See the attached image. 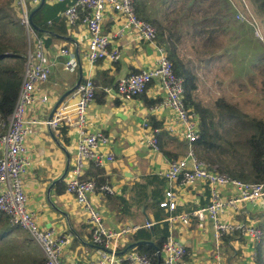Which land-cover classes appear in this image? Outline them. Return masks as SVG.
I'll return each instance as SVG.
<instances>
[{"label":"built area","instance_id":"obj_1","mask_svg":"<svg viewBox=\"0 0 264 264\" xmlns=\"http://www.w3.org/2000/svg\"><path fill=\"white\" fill-rule=\"evenodd\" d=\"M42 1L65 3L62 15L66 27L80 24L86 29L84 57L89 63L104 59L118 61L121 50L118 46H113L112 42L125 35L137 42L150 43L155 50V62L120 78L116 82V92L120 97L133 100L146 91L152 81H156L161 89L159 99L144 109L148 116L149 113L157 114L162 120L163 130L170 136L179 137L188 146L184 155L168 159L167 167L156 173L165 180L166 189L165 197L159 205L170 213L165 218L169 234L159 251L161 264L182 263L186 249L172 236L171 230L176 223L189 225L193 218L199 222L211 220L216 242L222 235L230 233H238L247 238L253 248L249 260L254 263V245L262 236L261 228L254 222L225 220L223 215L227 209L237 215L253 212L251 207L264 198V179L258 182L243 181L222 171L218 164L198 157L194 143L200 138L199 120L195 111L187 107L184 101L183 78L174 73L165 48L156 43L154 25L138 17L134 0H11V5L29 37L33 34L30 9ZM107 12L116 14L120 19L119 25L109 32L104 30ZM236 12L237 19L255 27L252 22L253 15L247 6H244V10L236 8ZM254 31L262 40L258 31ZM29 44L31 46L22 55L23 62L17 72L20 80L17 98L7 117V127L0 134V211L8 217L10 224L23 229L38 245L45 260L44 264H73L64 259V248L69 234L58 235L53 229L42 227L37 222L36 214L27 208L24 176L30 165L27 142L34 135L36 127L41 125L57 131L62 123L74 125L78 131L76 158L65 190L85 209L91 242L100 249L98 259L91 264H118L123 259L127 264H152L146 255L140 254L135 248H126L127 243L124 240L142 227L150 228L153 223H128L117 228L106 226L102 211L90 198L96 193L113 195L114 186L110 183L98 185L95 180L81 179L89 164L103 167L105 160L112 161L114 158L112 153H104L99 149L101 145L108 144V137L101 131L87 130V110L95 98L92 81L88 79L76 84L50 116L42 119L28 117L31 107L50 100L41 87L48 81L50 73L47 48L41 38L34 37ZM60 52L69 57L64 63V69L70 70L74 55L66 48H62ZM104 90L108 91L107 88ZM144 126L148 130L146 136L149 146L154 151H159L156 133L161 128L151 129L147 118ZM198 183L205 184L208 188L209 204L176 212L178 203L173 188L190 187ZM122 249H126V253L119 255Z\"/></svg>","mask_w":264,"mask_h":264},{"label":"crops","instance_id":"obj_2","mask_svg":"<svg viewBox=\"0 0 264 264\" xmlns=\"http://www.w3.org/2000/svg\"><path fill=\"white\" fill-rule=\"evenodd\" d=\"M232 1L238 4V8H241L240 4L242 5L244 2V0ZM46 5L56 8L57 11L52 17H62L64 19L62 12L65 8V3H46ZM42 6L37 5V8ZM211 9L208 10L211 11ZM249 9L254 16L253 10ZM52 12L50 9L49 11H42L41 17L46 14L51 16ZM52 17H49L46 23L47 26L53 24ZM189 20L191 21L192 18ZM119 23L120 19L116 14L107 12L104 30L106 32L112 31ZM259 24L256 19L253 34L256 36L254 30H257L262 37L261 41L264 43V35L259 28ZM53 26L58 32L52 33L41 30L37 34L32 31V37L27 34L29 43L32 42L34 37L43 40L50 62L48 81L41 86L42 91L49 95L50 100L45 104L31 107L28 110V117L42 119L45 116H50L55 104L62 95L68 93L79 82L90 79L95 87L96 94L105 93V98L104 102L100 103L97 101V96H95L90 103L87 110V130L101 131L109 139L108 144L101 145L99 149L104 153L113 154V160H105L103 168L111 177L110 184L114 186V194L116 195H119L124 187H130L136 181H139L144 175L154 174L158 176L156 174L157 171L167 167L168 159L185 154L188 148L186 142L179 137L170 136L168 133L163 136L162 143L166 151L168 152L169 150L171 154H164L160 149L159 151H154L147 142L146 134L148 130L144 126V122L148 114L144 109L143 101L140 98L131 100L133 102V108L131 109V107L122 102L121 97L116 92V82L120 78L130 73L138 72L155 62V50L150 43L134 41L128 35L122 38H115L112 45L118 46L121 50L119 60L110 61L104 59L92 64L84 57L87 31L82 25L78 24L67 28L65 24L66 29L64 32L62 30L64 27L54 24ZM173 30L176 31V36H180L178 33L184 34L177 41L178 51L183 59L185 58L184 55H186L183 52H185L191 54L193 57L191 59L198 62L200 61L198 56L201 55L197 54L199 47L202 48L203 46L205 51L210 48L212 53L214 51L212 46L219 43L217 42L219 33L208 39L200 36V32L193 28H190L188 32L185 31V28L180 27ZM219 35L221 36L222 33ZM256 37L258 38V36ZM176 39L178 38L176 37ZM62 48L68 49L74 55L70 70L64 69V63L69 57L61 54L60 50ZM232 51L235 52L234 55L238 59L231 62L233 59H230V55L233 54L229 53V59L227 60L230 63H239L244 59V55H242L243 49L239 46V41L234 45V48L232 47ZM194 70L195 72L197 71L196 68ZM202 70L203 73H208L210 68L206 67ZM192 72L195 73L194 71ZM198 85L199 83H197V89ZM105 88L108 89L107 92L104 90ZM197 89L194 92L196 98ZM145 93L149 98L158 100L161 89L156 81H152L147 86ZM149 116H154L162 124V120L159 119L160 117L157 114L149 113ZM163 128L162 126L160 131ZM77 137V128L71 124L62 123L57 131H51L41 125L36 127L34 135L27 142L30 165L24 176L27 195L26 205L29 210L36 214L37 222L42 227L53 229L58 235L69 234L68 243L64 248V259L66 261L73 264H91L98 259L100 249L91 242V232L85 209L76 201L72 194L65 190L66 181L72 176L71 169L76 158ZM177 144L184 145L183 152H172V150L177 148ZM163 191L165 197L166 189L164 188ZM173 191L177 196L178 206L176 212L204 206L207 203L206 195L208 196V193L205 184L198 183L190 187L176 186ZM104 195L96 193L90 199L102 211L107 226L117 228L128 223L143 225L146 222V216L150 219V223L154 224L151 211H144L143 207L135 218L122 217V219H119L116 211L110 209L106 204ZM128 195L126 194V196ZM253 207L258 208V211L251 213L247 211L248 213L243 215H237L231 209H227L223 219L228 221L240 219L244 223L254 222L257 224L263 218L264 198L253 205ZM171 234L186 249V255L181 264H251L249 259L253 248L247 238L238 233H230L231 236L229 234L222 235L216 242L210 219L199 222L193 218L190 224L186 226L176 223L171 230ZM26 235L29 237L27 233ZM226 235H229L227 236L229 239L224 240L223 237ZM29 239L31 240L30 237ZM129 240L130 238L125 239L124 243L128 244ZM243 241H247L246 247L243 246ZM32 242L42 255L38 245L34 241ZM244 248L247 251L245 250L246 253L245 255L243 254L244 257L241 260L238 253ZM124 253H126V249H122L119 255ZM118 264L127 263L123 259Z\"/></svg>","mask_w":264,"mask_h":264},{"label":"trees","instance_id":"obj_3","mask_svg":"<svg viewBox=\"0 0 264 264\" xmlns=\"http://www.w3.org/2000/svg\"><path fill=\"white\" fill-rule=\"evenodd\" d=\"M250 1L255 5L257 8L255 9L258 12H264V0ZM134 2L138 17L149 21L156 28V43L165 48L174 73L183 78L184 101L187 107L195 111L199 120L200 138L194 144L200 156L206 158L208 149H214L219 152L216 159L217 161L210 160L218 164L220 169L228 175L249 182L263 180L264 121L248 116L246 113L237 109L235 107L236 104L225 100L224 96L217 97L211 105L203 104L201 100L196 98L194 92L197 89V77L191 69L188 68V64L178 51L177 41L180 39V36H176V32L171 31L165 25L168 8L171 6L172 0H169V4L168 1H161L163 5L167 6L163 9L165 13L163 12L161 15H159V11H155L153 15L149 14L143 0H134ZM49 9L53 11L52 15L46 14L41 17V12L45 10L49 11ZM193 9L201 14L204 11L199 5L194 6ZM56 11V8L46 5V3L40 8H37V6L31 8L29 13L33 12V15L30 20V25L33 31L37 34L41 30L56 33L58 30L53 26L54 24L62 28L64 27V29H62L64 32L66 29L65 18L52 17ZM49 17L53 18V24L51 26L46 25ZM17 19L19 20L16 11L11 5V0L0 3V22L7 21L15 23ZM194 29L200 32V36L207 37L208 39L218 34L217 30L215 31L214 27H212V23L209 21H199L194 26ZM176 37L178 39H176ZM215 48H217L216 45H213L212 49L215 50ZM9 52H12L10 44L4 42L0 35V121L2 120L4 123H7V117L14 107L20 85V80L17 76L18 71L15 74L12 70L2 66L3 59L10 56ZM261 58L259 66L264 64V57ZM95 96H97L98 102H104L105 93L97 95L95 92ZM137 98L143 101L145 107L157 101L149 98L145 91ZM147 123L151 129L162 127V124L157 121L154 116H147ZM238 127L240 128V132L235 133ZM220 129H225V131L232 129V131H234V136L230 135L229 138H226L220 133ZM166 133V131L162 130L157 132L156 136L158 138L159 149L164 154L169 155L171 152L169 150L167 152L162 143L163 136ZM81 179L95 180L98 185L110 183L111 181L110 175L103 167L95 166L92 163L89 164ZM164 188L165 180L163 178L154 174H149L142 176L139 181H136L130 187H124L119 195H104L106 204L110 209L116 211L119 219H122V217L135 218L142 207L144 211H151L154 220L152 230L146 227L138 229L130 236V241L126 245V248H135L140 254L146 255L152 264H161L158 251L162 248L169 234L168 223L165 218L170 213L166 212L159 205L164 199ZM206 191L208 196L206 195L207 203L204 204V206L209 204V192L207 187ZM126 194L129 195L126 196ZM262 217V220L257 223L262 230V236L259 241L255 243L256 246H254L256 252V257L254 259L255 264H264L262 251V243H264V214ZM19 230L24 231L20 227L10 224L8 217L0 211V241L10 236L14 231L19 232ZM229 235L224 236V240L229 239V237H227ZM141 241H151L153 245L141 243ZM44 263L45 260L43 256L37 260V264ZM29 264H33V260Z\"/></svg>","mask_w":264,"mask_h":264},{"label":"rangeland","instance_id":"obj_4","mask_svg":"<svg viewBox=\"0 0 264 264\" xmlns=\"http://www.w3.org/2000/svg\"><path fill=\"white\" fill-rule=\"evenodd\" d=\"M5 1L0 0V3ZM143 1L149 14L153 15L155 11H159V15L163 12L165 13L163 9L167 6L161 3L162 0ZM165 1H168L169 4V0ZM197 5L202 7L205 12L203 11L201 14L193 9ZM237 6L238 4L232 0H172V4L168 8L165 25L171 31L176 32L173 29L177 27L185 28V31H189L190 28L194 29V26L191 25L199 21L211 22L215 31L217 30L219 34L222 33L221 36L218 34L217 42L219 43L216 45L217 49L214 51L211 49V53L210 48L205 51L203 46L202 48L199 47L197 54L201 55L198 56L200 58L198 62L191 59L193 58L191 54L183 52V54H186L184 55V60L188 64V68L194 72V68L197 70V73H194L197 77L196 82L199 83L197 98L201 99L203 104L211 105L217 97L224 96L225 100L236 104L235 107L240 111L250 117L264 121V64L259 66L261 57H264V43L253 34V27L249 23L241 22L237 19ZM240 6L241 8H237L244 10V6H247L253 10L255 17L253 16L252 22L256 24L257 19V22L260 23L259 28L264 35V12H258L250 0H244ZM208 8H212L211 11ZM190 17L193 21L189 20L191 19ZM0 35L4 42L10 44L12 49V52H9L10 56L3 59L2 66L16 74L21 66L22 55L31 46L27 39V32L17 19L15 23L0 22ZM178 35L182 37L184 34L178 33ZM238 41L239 46L243 49L242 55H244V59L239 63L232 64L227 59H229V53L233 54L230 55V59H233L231 62L238 59L234 55L235 52L232 51V47L234 48ZM201 49L202 51L200 52ZM206 67H209L210 70L208 73H203L202 69ZM6 127L7 123L1 120L0 134L5 131ZM239 132L240 128L238 127L235 133ZM220 133L226 138H229L230 135L234 136L232 129L227 131L220 129ZM176 146L177 148L172 150L173 153L183 152L184 145L177 144ZM218 153V151L209 148L208 154L204 158L200 156L197 150L199 158L209 162H212L210 159L216 160ZM257 209L251 207L253 211ZM105 225L107 226L106 223ZM242 244L246 247L247 241H243ZM245 250L244 248L243 252L240 250L238 253L241 260L244 257L243 254L245 255L246 253ZM262 251L264 259V243H262ZM255 257L256 255L254 259ZM40 258L42 256L36 245L22 230H19V232L14 231L10 236L0 241V264H29L32 260L33 264H37V260ZM251 264H255V261Z\"/></svg>","mask_w":264,"mask_h":264},{"label":"water","instance_id":"obj_5","mask_svg":"<svg viewBox=\"0 0 264 264\" xmlns=\"http://www.w3.org/2000/svg\"><path fill=\"white\" fill-rule=\"evenodd\" d=\"M43 1L39 4V6H42L43 5ZM29 18H30V20H31V18H32V13H30L29 14ZM73 89V88H72ZM71 89V90H72ZM70 90V91H71ZM69 91V92H70ZM68 92V93H69ZM68 93H66V94H68ZM66 94L65 95H62V97L57 101V103L55 104V106H54V109L59 105V103L64 99V97L66 96ZM121 100H122V102L123 103H125L127 106H129V107H131V109L133 108V102L131 101V100H128V99H126V98H123V97H121ZM146 221L147 222H150V219L146 216ZM150 229L152 230V226L150 227ZM141 243H145V244H149V245H153V242H151V241H141ZM159 252V251H158Z\"/></svg>","mask_w":264,"mask_h":264}]
</instances>
